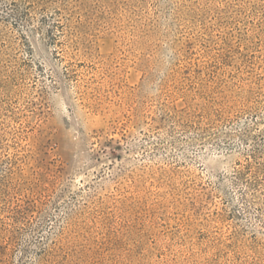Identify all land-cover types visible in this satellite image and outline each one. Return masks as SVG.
Returning <instances> with one entry per match:
<instances>
[{"label":"rangeland","instance_id":"rangeland-1","mask_svg":"<svg viewBox=\"0 0 264 264\" xmlns=\"http://www.w3.org/2000/svg\"><path fill=\"white\" fill-rule=\"evenodd\" d=\"M0 264H264V0H0Z\"/></svg>","mask_w":264,"mask_h":264}]
</instances>
